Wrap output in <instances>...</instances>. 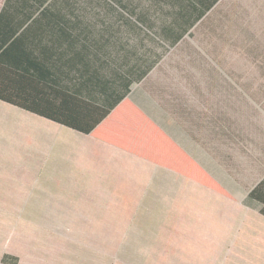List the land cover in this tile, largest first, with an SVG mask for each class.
Wrapping results in <instances>:
<instances>
[{"label":"rangeland","instance_id":"1","mask_svg":"<svg viewBox=\"0 0 264 264\" xmlns=\"http://www.w3.org/2000/svg\"><path fill=\"white\" fill-rule=\"evenodd\" d=\"M228 9L243 15L256 12L258 26L264 19V0H220L208 15L211 19L168 55L163 65L167 76L165 72L153 73L151 90L155 97L157 83L164 90L154 99L159 105L153 103L152 115L157 123L228 188L231 198L216 195L173 173L149 169L131 183V191L117 192L115 198H83L81 202L79 195L66 194L77 191L61 189L52 179L55 177L49 175L60 167L58 162L66 153L65 145L52 153L55 137L42 131L39 123H45L12 109V134L6 131L7 137L0 136V152H4L0 154V264H5V255L10 256L7 260L13 264H264V227L257 221L256 210L244 206L242 199L249 185L234 182L235 177L218 164L219 152L216 157L213 155L215 137L203 128L190 129L188 122L181 124L176 115H171L174 107L168 103L173 101L168 98V91H182L187 105L199 98L204 103L201 110L210 116L214 111L216 117L230 116L240 104L246 109L247 98L238 100L229 95L224 99L227 91L221 88L226 83L222 72L208 73L207 62L202 65L198 59L189 66L185 56L196 58L194 48L212 50L214 45L217 60H224L228 39L226 34L218 38L223 34L218 19ZM224 61V67L237 75L245 73V59ZM248 69L253 71L250 76L256 78L253 67ZM185 71L197 82L179 77ZM248 78L241 80L242 84ZM249 84L260 94L257 80L252 78ZM234 102L235 107L226 104ZM191 133L198 141L191 138ZM16 156L18 160H11ZM35 156H48L47 165L35 161Z\"/></svg>","mask_w":264,"mask_h":264},{"label":"trees","instance_id":"2","mask_svg":"<svg viewBox=\"0 0 264 264\" xmlns=\"http://www.w3.org/2000/svg\"><path fill=\"white\" fill-rule=\"evenodd\" d=\"M219 2L3 0L0 101L135 154L230 199L228 191L210 172L127 98L131 85L144 79L152 89L153 78L149 80V73L165 72L167 76L163 65L168 55L187 43L184 38L192 37L194 30L211 19L208 15ZM257 19L256 12L243 15L233 9L218 19L223 33L218 38L226 34L228 39L223 59H245L242 71L247 74L237 75L224 67L225 61L216 58L214 45L212 50L194 48L196 58L185 56L189 66L198 59L202 65L207 62L208 73L215 70L224 74L226 83L221 85L227 91L224 99L229 95L249 98L263 107L264 19L261 26L257 25ZM248 67H253L256 78L250 76L253 71ZM183 75L179 77L197 82L186 71ZM245 77L250 79L242 84ZM252 78L258 81V95L249 84ZM157 85L160 96L164 90ZM168 93L173 100L168 103L174 107L171 115H176L177 121L183 125L188 122L190 129L203 128L212 137L219 136L222 144L227 141L230 116L216 117L215 111L212 116L207 115L201 110L204 103L199 98L193 105H187L182 91ZM226 104L235 107V102ZM236 108L240 110L242 105ZM191 136L198 141V137L192 133ZM244 203L257 204L259 215L264 217V177L249 191ZM9 257L5 255L2 261L13 264L7 260Z\"/></svg>","mask_w":264,"mask_h":264},{"label":"crops","instance_id":"3","mask_svg":"<svg viewBox=\"0 0 264 264\" xmlns=\"http://www.w3.org/2000/svg\"><path fill=\"white\" fill-rule=\"evenodd\" d=\"M149 76V80H151L153 78L152 72L149 73ZM144 80L131 85L127 98L152 119L153 122L159 125L152 115L155 110L153 103L156 106L159 105L154 101L158 96H154L153 91L147 85V81ZM12 109L26 113V111L0 101V136L2 138L7 137L6 131L12 134L14 116ZM38 118L47 124L39 123V126L43 128L42 131L47 130L50 132L49 134L56 138H54L52 153L57 151L58 148L60 149L61 145H65L66 148V153H62L60 162H58L60 163V167L53 169V172H50L49 175L55 177L52 179H55V183H58L57 185L61 189L71 190L72 192L77 191V193L68 191L66 194L70 196L79 195L82 198L81 202L84 201L83 198L87 200L115 198L117 197V192L131 191V183L137 178H142L149 169L152 171L157 169L173 173L166 170V168L139 158L135 154L106 144L104 141L72 131V129L60 126L57 123L42 119L41 117ZM50 125H55L57 128H62L70 133L66 131L60 132L54 128L55 126ZM160 127L163 129L162 126ZM165 132L167 133V131ZM167 135L177 142L170 134L167 133ZM214 137V157H216L215 155L218 151L221 158L218 164L226 168L225 171L228 172V175L230 174L229 176L232 175L235 177L234 182L241 181L244 185H249L242 196L243 204L248 209L256 210L258 214L257 221L264 227V217L259 215L258 212L259 206L254 203L251 205L244 203L249 191L264 177V105L262 107L261 104H256L248 98L246 109L241 108L240 110L237 109V111L233 109L230 114V130L227 141L222 144L219 136L214 135ZM178 145L181 146L180 143ZM182 149L188 153L184 148ZM2 153L4 152H0V154ZM12 156L14 155L12 154ZM18 158L19 156H16L11 160H18ZM35 158H37L35 161L44 162L47 165L48 156L41 159L35 156ZM54 158H52V161L57 163L58 159L56 158V160ZM44 169H46V166ZM173 174L181 177L179 174ZM210 174L213 176V179L220 183L212 173ZM182 179L185 180V178ZM221 186L228 191V188L222 184ZM229 193L228 191V195L230 196Z\"/></svg>","mask_w":264,"mask_h":264}]
</instances>
